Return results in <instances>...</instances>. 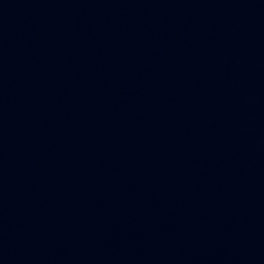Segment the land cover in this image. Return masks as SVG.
Segmentation results:
<instances>
[{
    "label": "water",
    "instance_id": "water-1",
    "mask_svg": "<svg viewBox=\"0 0 264 264\" xmlns=\"http://www.w3.org/2000/svg\"><path fill=\"white\" fill-rule=\"evenodd\" d=\"M0 264H264V0H0Z\"/></svg>",
    "mask_w": 264,
    "mask_h": 264
}]
</instances>
